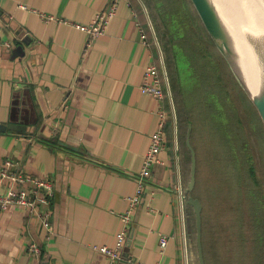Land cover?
Masks as SVG:
<instances>
[{"label":"crops","instance_id":"1","mask_svg":"<svg viewBox=\"0 0 264 264\" xmlns=\"http://www.w3.org/2000/svg\"><path fill=\"white\" fill-rule=\"evenodd\" d=\"M108 2L0 0V124L27 125L25 132H0V171L11 159L52 184L41 190L48 200L39 206L50 228L23 207H0V264H199L194 211L181 191L190 177L187 132L197 121L188 114L179 63H188L191 87L202 94L213 66L211 37L191 0H118L103 35L86 47L82 27ZM142 31L155 45L142 43ZM158 58L177 114L169 117L160 162L132 211L121 260L113 263L94 246H115L119 214L157 128V102L139 84ZM198 108L204 114L202 99ZM201 142L206 151L216 149L209 138ZM7 186L0 182V194ZM201 233L202 240L203 224ZM33 241L42 246L39 257L28 251Z\"/></svg>","mask_w":264,"mask_h":264},{"label":"rangeland","instance_id":"2","mask_svg":"<svg viewBox=\"0 0 264 264\" xmlns=\"http://www.w3.org/2000/svg\"><path fill=\"white\" fill-rule=\"evenodd\" d=\"M212 2L214 7L220 4ZM227 11L222 7L220 13L229 22L231 36L240 38L235 14ZM209 42L213 66L202 94L199 87H191L188 63H179L188 114L197 121L193 133L190 123L197 160L192 194L203 204L204 264H256L264 260L258 251L264 239V126L214 41ZM200 99L204 114L198 108ZM203 137L216 149L206 151L199 144Z\"/></svg>","mask_w":264,"mask_h":264},{"label":"built area","instance_id":"3","mask_svg":"<svg viewBox=\"0 0 264 264\" xmlns=\"http://www.w3.org/2000/svg\"><path fill=\"white\" fill-rule=\"evenodd\" d=\"M117 8L118 0H109L106 7L96 13L88 25L82 27L86 30L88 36L86 47L90 46L94 39L103 35L110 19L116 14ZM41 16L46 21L58 19L46 14H41ZM141 40L144 45L148 46L146 33L143 31L141 32ZM139 89L142 93L151 96L157 102V128L150 134V142L144 155L142 167L139 173L134 177L135 189L133 193L127 197V210L119 214L122 227L116 236L115 246H94V249L108 256L113 263L121 260V252L129 231L132 211L140 202L144 194L146 180L151 175L152 167L160 162L159 153L165 146V129L169 114L165 109V93L161 74L155 64L149 63L145 67ZM170 105L172 108L171 115L175 117L174 107H172L171 103ZM19 165L18 162L11 159H7L4 162V166L0 171V182L7 181L8 186L6 192L0 194V207L7 208L13 205L23 207L31 214L39 215L43 225L50 228V222L40 214L39 206L48 200V195L43 194L41 190L45 189L49 192L52 188V184L48 179L31 176L25 173ZM167 242V235L160 236V246L162 248L166 246ZM28 251L35 257H39L42 255V246L40 243L33 241L28 245ZM128 262L132 264H142L133 262L131 259H129Z\"/></svg>","mask_w":264,"mask_h":264},{"label":"water","instance_id":"4","mask_svg":"<svg viewBox=\"0 0 264 264\" xmlns=\"http://www.w3.org/2000/svg\"><path fill=\"white\" fill-rule=\"evenodd\" d=\"M194 4L199 17L201 18L205 28L207 29L211 39L214 41L216 48L221 52L222 56L224 57L225 61L227 62V65L229 66L233 76L238 81L240 87L245 91V93L250 98V101L254 105L256 111L258 112L264 126V87L256 85V81L253 77V75H250L249 71H246L242 68V65L239 62V58L237 57V52L235 47H233V38L231 36V32L225 22L223 21L222 17L216 21L214 24L215 27L213 28L215 30V33L209 26L205 15L203 14L198 1L197 0H191ZM209 5L212 7V10H216V7H214L212 0H207ZM235 40V38H234ZM236 52V53H235ZM27 125L25 123L20 122H11L9 125L6 124H0V132H4L7 128L12 129L16 132H25ZM190 124H189V131L187 132V139H186V145L190 151L191 156V166H190V177L189 182L187 184V188L184 190L182 188V200L184 203L189 204L192 206L195 219H196V243L198 247V258H199V264H204L203 259V252H202V217H201V211H202V204L198 198H195L193 196H188V193H191L194 189L195 182H196V167H197V160H196V151L193 148L190 140ZM186 193V195H185Z\"/></svg>","mask_w":264,"mask_h":264},{"label":"bare ground","instance_id":"5","mask_svg":"<svg viewBox=\"0 0 264 264\" xmlns=\"http://www.w3.org/2000/svg\"><path fill=\"white\" fill-rule=\"evenodd\" d=\"M197 1L214 33V24L220 17L228 27V20L220 13L222 7L228 10V14H235L242 32H239L240 38H235V40L233 38V47L236 49L242 68L253 75L256 85L264 87V0H225L226 2L217 0L220 4L214 11L207 0Z\"/></svg>","mask_w":264,"mask_h":264},{"label":"trees","instance_id":"6","mask_svg":"<svg viewBox=\"0 0 264 264\" xmlns=\"http://www.w3.org/2000/svg\"><path fill=\"white\" fill-rule=\"evenodd\" d=\"M192 14H194L195 16H197L196 12L194 11ZM198 17V16H197ZM199 19V18H198ZM144 29V28H143ZM203 30L205 31V29L203 28ZM145 31V30H144ZM146 31H149L148 29H146ZM146 37H147V42H148V48L151 46V45H155L154 44V41H153V38L151 36V34L149 32L146 33ZM209 39V38H208ZM210 41V39H209ZM155 49V47H154ZM156 62V66L158 67L159 71H160V74H161V78H162V83H163V90H164V93H165V96H164V103H165V109L166 111L168 112V114L170 115L169 117H171V114H172V108H171V105H170V100H169V97H168V94L165 90V85H164V79H163V76H162V72H161V69H160V64H159V58L157 59V61H154ZM172 97H173V101H174V104H176L175 101H177V96L175 97L173 95V92H172ZM174 111H175V114H177V111H176V107L174 106ZM171 123V119L168 118L167 120V123H166V129H167V126L168 124ZM166 129H165V133H166ZM186 150V153H187V159H188V162H187V169L189 171L190 169V153L188 151V149H185ZM191 193H188L187 195L188 196H191L190 195ZM202 226V225H201ZM196 219H195V215H193V231L194 233L196 234ZM202 241V246H203V239L201 240ZM258 247V246H257ZM258 251L261 255V258L264 257V239H261V243L259 244V247H258ZM263 261V264H264V260H259L256 264H261Z\"/></svg>","mask_w":264,"mask_h":264},{"label":"flooded vegetation","instance_id":"7","mask_svg":"<svg viewBox=\"0 0 264 264\" xmlns=\"http://www.w3.org/2000/svg\"><path fill=\"white\" fill-rule=\"evenodd\" d=\"M202 248H203V246H202Z\"/></svg>","mask_w":264,"mask_h":264}]
</instances>
